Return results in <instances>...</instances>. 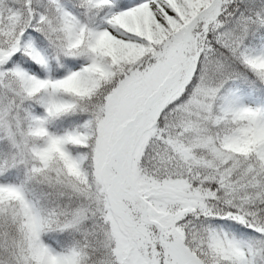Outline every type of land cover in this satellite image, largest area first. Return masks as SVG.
<instances>
[{
  "label": "snow or ice",
  "instance_id": "obj_1",
  "mask_svg": "<svg viewBox=\"0 0 264 264\" xmlns=\"http://www.w3.org/2000/svg\"><path fill=\"white\" fill-rule=\"evenodd\" d=\"M0 264H264V0H0Z\"/></svg>",
  "mask_w": 264,
  "mask_h": 264
}]
</instances>
